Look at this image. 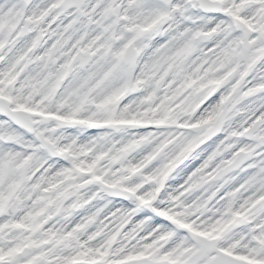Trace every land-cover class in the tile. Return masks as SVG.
<instances>
[{"label": "snow or ice", "instance_id": "obj_1", "mask_svg": "<svg viewBox=\"0 0 264 264\" xmlns=\"http://www.w3.org/2000/svg\"><path fill=\"white\" fill-rule=\"evenodd\" d=\"M0 264H264V0H0Z\"/></svg>", "mask_w": 264, "mask_h": 264}]
</instances>
